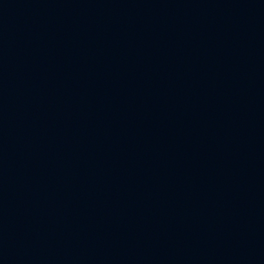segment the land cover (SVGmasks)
Returning <instances> with one entry per match:
<instances>
[{"label":"water","instance_id":"95a60500","mask_svg":"<svg viewBox=\"0 0 264 264\" xmlns=\"http://www.w3.org/2000/svg\"><path fill=\"white\" fill-rule=\"evenodd\" d=\"M0 264H264V0H0Z\"/></svg>","mask_w":264,"mask_h":264}]
</instances>
